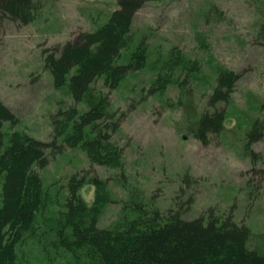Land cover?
Wrapping results in <instances>:
<instances>
[{"label": "rangeland", "instance_id": "rangeland-1", "mask_svg": "<svg viewBox=\"0 0 264 264\" xmlns=\"http://www.w3.org/2000/svg\"><path fill=\"white\" fill-rule=\"evenodd\" d=\"M37 2L39 15L29 25L0 20V101L17 118L13 127L4 124L6 141L13 132L51 139V115L73 102L66 88H54L43 68L44 51L80 31L95 30L117 8V0ZM133 31L136 39H147L144 69L111 91L98 79L79 106L84 110L109 96L111 119L121 117L119 129L110 132L111 144L122 148V157L116 165L102 166L90 163L80 148H65L40 170L46 202L16 246L18 264H64L69 259L56 229L67 181L82 173L87 179L79 195L98 215L100 227L135 217L132 199L162 212L181 207L185 219L208 208L219 215L232 210L236 222L251 228V246L264 253V136L249 148L245 141L255 120L264 125V0H154L136 13ZM130 51L122 52L119 63L127 61ZM175 57L182 65L170 72L172 82L164 92L148 95ZM220 69L241 76L222 132L203 145L193 130ZM249 150L259 156L257 163ZM254 167L263 174L253 173ZM93 177L101 184L94 185ZM2 183L0 176V191Z\"/></svg>", "mask_w": 264, "mask_h": 264}, {"label": "trees", "instance_id": "trees-1", "mask_svg": "<svg viewBox=\"0 0 264 264\" xmlns=\"http://www.w3.org/2000/svg\"><path fill=\"white\" fill-rule=\"evenodd\" d=\"M150 1L154 0H117V8L104 24L93 31H80L71 40L44 51L43 68L49 72L54 88H66L73 102L51 115L49 141L17 132L6 141L4 124L13 127L17 118L0 101V264H18L16 246L25 240L37 212L45 206L40 170L52 158L65 148H80L90 163L102 166L116 165L122 157V148L111 144L110 132L119 129L121 117L111 119L109 96L87 109L79 106L98 79L111 91L128 75L144 69L148 43L145 36L136 39L133 23L136 13ZM40 9L37 0H0V20L29 25ZM125 50H131L128 59L119 63ZM172 59L170 65H164L165 71L159 73L148 95L164 92L172 82L170 72L182 65L176 57ZM194 70H200L196 63ZM240 76L226 69L216 73L193 130V136L203 145L222 132L226 107ZM263 136L264 125L255 120L245 136L247 148ZM248 154L253 164L259 161L254 151ZM252 171L263 174L255 167ZM86 179L85 173L73 174L66 184L65 209L56 229L59 247L69 255L64 264H264V253L251 246V228L236 222L232 210L219 215L208 208L195 218L185 219L181 207L162 212L132 199L129 207L135 217L125 216L113 226L100 227L98 215L79 195ZM90 181L101 184L97 177ZM183 181L187 183L188 178ZM191 201L189 198L186 202Z\"/></svg>", "mask_w": 264, "mask_h": 264}]
</instances>
